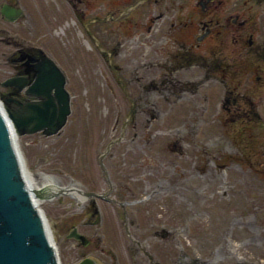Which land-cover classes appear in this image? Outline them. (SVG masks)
<instances>
[{
  "label": "flooded vegetation",
  "instance_id": "obj_1",
  "mask_svg": "<svg viewBox=\"0 0 264 264\" xmlns=\"http://www.w3.org/2000/svg\"><path fill=\"white\" fill-rule=\"evenodd\" d=\"M47 1L55 6L53 16L64 20L57 49L23 35L21 22L32 17L23 0H0V79L31 75L25 63L29 54L22 51L15 62L7 55L30 42L41 46L65 76L71 100L65 125L96 131L85 139L86 148L90 141L96 146L93 179L83 177L87 156L79 163L74 157L65 170L69 188L77 191L66 192L69 199L55 232L68 243V264L85 257L91 264H248L243 255L231 263L226 249L211 256L212 238L205 246L200 231L213 221L231 225V217L214 212L231 206L232 195L246 193V152L218 149L216 139L231 119L220 112H232L231 101L239 110L236 103L245 96L233 89L247 79L248 47L264 58V43L253 45L252 33L246 32V10L262 0H243L234 14L231 0ZM12 8L21 10L12 16ZM8 21H16L15 31ZM258 27L257 34L263 30ZM216 83L221 85L217 91ZM0 90L8 88L0 85ZM19 91V98L36 97L25 92L26 86ZM65 125L51 135L54 140ZM234 160L241 175L231 178ZM190 227L197 228L191 247L182 232ZM169 228H180L181 235ZM200 247L208 249L200 253Z\"/></svg>",
  "mask_w": 264,
  "mask_h": 264
},
{
  "label": "rangeland",
  "instance_id": "obj_2",
  "mask_svg": "<svg viewBox=\"0 0 264 264\" xmlns=\"http://www.w3.org/2000/svg\"><path fill=\"white\" fill-rule=\"evenodd\" d=\"M25 9L32 13L31 18H25L21 22V30L25 37L31 39L35 43L44 45L47 49H57L61 46V42L58 41L59 34L64 27V20L62 16L55 17L54 4L47 0H23ZM233 5V14L239 8H242L241 3L243 0H231ZM252 8L246 7L250 21L247 26L246 32H251L253 35V45L257 43H264V0L261 2H252ZM67 7V3L62 1L61 8ZM259 16V19L257 18ZM258 25H262L261 32L257 34V29H260ZM8 26L13 31L16 29V21H8ZM237 31V26L233 25ZM244 31V33H246ZM243 44H248L246 40L241 41ZM232 44H235L232 41ZM236 44H240L239 41ZM3 47V43L0 42V52ZM235 55L237 52H233ZM3 55L0 53V59ZM237 59V58H235ZM248 63L246 65V72L243 76H246V81L242 83L237 89H233L234 93L240 91L245 93L244 98H240L236 105L239 106V110H235L234 102H230L231 111H217L220 112L222 118L230 116L231 119L227 121V126L222 127L223 136L216 139V147H224L225 152L239 150L242 148L246 152V162H243L242 166L246 168L244 171L246 185V193H237L231 196L233 201L231 206H227L224 209L215 210V214H225L231 217L230 220H234L231 225H222L219 222H212L209 227L203 228L200 233L204 236V245L208 246L209 241L207 238H212L209 245L215 247L214 253L221 255L223 250L226 249V258H231V263L236 259L239 260L243 255L247 258L248 264H264V58L258 55L257 51L249 49L247 52ZM0 67V77H1ZM260 74V78L257 75ZM235 80L232 82V88ZM220 84L216 83L215 91L220 88ZM220 93L215 94V107L218 109L220 101ZM74 107L76 108L77 102L74 101ZM259 105V106H257ZM83 110L84 106L81 105ZM97 108V106H96ZM96 110V109H95ZM93 110V113L96 111ZM237 114V115H236ZM219 115H215L217 119ZM75 117V114L74 116ZM96 116L93 117V123H96ZM219 124H221L219 122ZM85 125V124H83ZM219 126V125H218ZM85 127V126H84ZM220 127V126H219ZM82 127L74 125L73 123H67L64 128V133L59 138L54 140L51 135L44 136L38 133H32L20 136L19 146L24 156L25 162L28 166V170L39 178V174L52 176L61 183L62 186L69 183L68 175L65 174V170L69 169V165H74L70 161L73 158H77V162H81L85 156L89 159L87 163V173L84 174V178L93 179L94 176H89L91 173H95L97 165L95 164L94 152L96 146L93 145V141L88 143L89 148H86L87 144L85 139L90 136L92 131L96 136V131L86 128L80 130ZM94 126H92V129ZM218 129V128H217ZM225 133V135H224ZM222 135V133H221ZM68 136V137H66ZM85 142V143H84ZM55 146V148H53ZM57 150L56 154H53V150ZM87 154V155H86ZM233 166L229 171L231 178L241 175L240 162L232 161ZM79 170V166L75 165ZM228 170V168L226 169ZM43 171V172H41ZM77 177H80L77 175ZM39 181V180H38ZM40 182V181H39ZM240 182L234 185L235 188H239ZM60 194V195H59ZM57 193L51 198L41 199L39 206L43 209L47 216L58 218L65 213V202L69 199L66 192ZM246 194V195H245ZM73 204H76L74 199ZM76 209L79 206H75ZM231 209V210H230ZM242 211V212H240ZM241 221V223H239ZM221 225L225 227L224 236L220 237L218 231ZM171 233L180 236V228H169ZM182 232L187 237L185 242L187 246L191 247L192 235L197 228L190 227L189 229L182 228ZM55 245L59 253L60 264H68L71 259V255L67 248V241L65 236L61 233L55 232ZM208 248L200 247L199 252L207 251ZM218 263V261L216 262Z\"/></svg>",
  "mask_w": 264,
  "mask_h": 264
},
{
  "label": "water",
  "instance_id": "obj_3",
  "mask_svg": "<svg viewBox=\"0 0 264 264\" xmlns=\"http://www.w3.org/2000/svg\"><path fill=\"white\" fill-rule=\"evenodd\" d=\"M10 11L13 16L18 12ZM22 51L30 55L25 63L31 75L15 73L0 80L8 88L0 90V264H60L54 235L57 220L34 200V195L50 194L30 185L18 139L58 133L71 110L70 96L63 73L41 46L15 49L7 55L8 62L18 60ZM23 86L36 97L16 96ZM76 264L91 263L85 257Z\"/></svg>",
  "mask_w": 264,
  "mask_h": 264
},
{
  "label": "bare ground",
  "instance_id": "obj_4",
  "mask_svg": "<svg viewBox=\"0 0 264 264\" xmlns=\"http://www.w3.org/2000/svg\"><path fill=\"white\" fill-rule=\"evenodd\" d=\"M25 175L28 179V181L30 182V185L33 186L34 188L37 189H42L45 193L50 194V196L48 198H51L52 196H54L57 193H62L64 191H68L71 190L73 192H76L77 190L74 188L73 186V190L68 187H64L61 185V183L59 181H57L55 178H53L52 176L49 175H45L44 173L39 174V178L36 177V175L32 172H30L28 169L25 171ZM40 182H39V181ZM72 186V185H71ZM80 190V189H79ZM72 192V193H73ZM78 195H76V197L78 196L79 198H83V196L81 195V193H78ZM60 195V194H59ZM56 196V195H55ZM87 197V196H86ZM41 199L43 200V197L40 196H36L34 195V200L36 201L37 205L39 206V203H41ZM78 200V198H77ZM83 201V200H82ZM81 201V202H82Z\"/></svg>",
  "mask_w": 264,
  "mask_h": 264
}]
</instances>
